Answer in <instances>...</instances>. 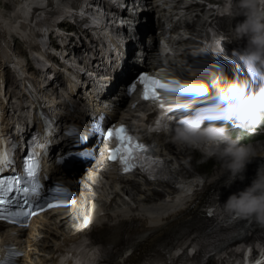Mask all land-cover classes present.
Instances as JSON below:
<instances>
[{
  "label": "clouds",
  "instance_id": "obj_1",
  "mask_svg": "<svg viewBox=\"0 0 264 264\" xmlns=\"http://www.w3.org/2000/svg\"><path fill=\"white\" fill-rule=\"evenodd\" d=\"M236 4L235 15L245 17L234 27L236 39L244 41L238 58L249 79L233 82L230 87L217 86L207 107L183 118L170 130L176 143L218 160L229 185L246 178L256 152L251 144L232 139L223 125L232 123L234 127L248 129L264 124V0H236ZM223 207L240 218L264 225V172L258 170L250 184L232 192Z\"/></svg>",
  "mask_w": 264,
  "mask_h": 264
},
{
  "label": "bare ground",
  "instance_id": "obj_2",
  "mask_svg": "<svg viewBox=\"0 0 264 264\" xmlns=\"http://www.w3.org/2000/svg\"><path fill=\"white\" fill-rule=\"evenodd\" d=\"M16 6H18L17 3L15 4V9L16 8L18 9V7ZM13 17H15L16 20L20 22V18L18 17V13L16 10L13 12V15H12V12L6 15L0 9V38H2V40H0V53H1V56L4 58L11 57L10 60L14 61L15 66H20V64L24 62V59L17 58L14 52L11 53L12 52L10 49V46L12 45L11 34L13 32H18L20 35H23L25 40L28 42V46H30V40H29V36H27L26 33H23L18 30H10V28L13 26L11 22V18ZM149 42L151 43V41ZM140 43L141 45H143V42H140ZM144 55L148 57L147 56L148 54H146L145 51H144ZM144 55L140 56L142 60L146 59ZM145 63H147L146 60H145ZM133 65H135V63H133L131 67ZM205 86L208 89V91L211 92L210 86L209 85H205ZM114 87L116 91H119L120 82L116 81ZM259 127H262V125ZM227 129H230V128H227ZM229 136L232 138V135H229ZM251 145L253 146L255 152L257 153L259 157L258 161H261L264 164V138L256 139L255 141L251 143ZM259 147H262V148L257 150V148ZM181 164L183 165L182 162ZM184 168H186V165H183V169ZM196 168L197 167L195 164V169ZM65 175H66L65 178H67L68 180L72 179L74 175V169H70L69 171L65 173ZM195 175H196V171L188 174V176H195ZM84 181L85 183L88 184L87 180H84ZM156 188L158 189L159 192H162L164 190V188L161 186H157ZM117 190L119 189L116 188L115 186H112V185L109 186L106 184L103 190L99 192V195L105 196L106 198L103 201H98V203L93 202L92 204L93 200H91V203H90L91 195L89 194V192L84 191V194L81 197H76L75 199H73L77 201L74 204H72L70 207L64 208V209H55V210L48 211L44 214H41L35 219L34 226L31 229V231H34L32 233H35L34 235L31 234V238L34 239V244L40 246L46 242L48 243V239L44 240L43 242L40 241L41 238L39 236L42 234L46 235V237L47 236L51 237V240L59 239L61 238L63 234L65 236L67 232L77 230L81 228L82 226H84L85 223L88 222V219H90L93 222L90 224V226H93L94 224H97V223H103L104 220L102 219L104 218L110 219L114 217L115 215L121 213L122 211L145 212L147 211L145 210L147 206L149 204L155 203L156 201V197L152 195H150L149 198L147 197L143 198V195L139 194V192L137 191V186L133 189L135 190L134 192L132 189H130L129 192L128 191L125 192L124 190L122 191L123 193H126L129 196L134 195L133 197H130V198H127L126 196L121 195V194L119 195ZM201 194H203V192H199L196 195L195 199L193 197L191 199L192 201L189 202L188 207H184V208H187L191 210L194 214H196L198 212L199 206L202 204L200 200ZM70 199H67V200H70ZM152 213L154 212L148 211L145 213V215L143 214V217L146 216V218H148L147 216ZM120 216L126 217V216H123L122 214ZM129 218H136V215L135 214L130 215ZM160 218H161V214L159 213L157 216H153L148 219L157 220ZM2 227L4 226L1 223L0 229ZM86 228L87 227H85V229ZM160 236L161 238L165 239L164 234H161ZM42 258L43 257H40V259Z\"/></svg>",
  "mask_w": 264,
  "mask_h": 264
},
{
  "label": "snow or ice",
  "instance_id": "obj_3",
  "mask_svg": "<svg viewBox=\"0 0 264 264\" xmlns=\"http://www.w3.org/2000/svg\"><path fill=\"white\" fill-rule=\"evenodd\" d=\"M220 50V49H217ZM140 82L144 85V91L141 94L142 99L155 101L157 99L158 93L157 89H171L178 92H187V93H204L207 91V88L201 83L194 82H181L179 80H170L163 82L158 78L152 77L148 74H143L139 77ZM230 87V85H229ZM135 89V84L131 85L129 92L131 93ZM161 112L159 117L155 122V127H150L149 131H160L162 129H167L170 125V122L173 121V115H169L174 112L175 109H188L191 108V105L181 104L175 106H165L161 104ZM94 131L100 132L101 129L99 126H94ZM107 135L109 138L115 137L118 140L116 148L111 149L110 159L118 160L121 165L122 172H129L139 166L145 173L152 175L156 168L160 167L164 162L156 158L152 153L153 146H149L140 142L137 137L128 134V131L124 125H121L119 128H111L108 130ZM82 140L83 137L81 136ZM11 158L10 152L4 154L0 152V172L4 170V167L9 164ZM35 175L34 167L30 164L28 167V176L33 177ZM15 181L12 179L4 180L0 179V219L6 218L5 213L8 216L17 218L14 222H19L26 216L35 215L34 211L24 210L25 205L30 204L31 201L29 197H33L36 201L35 207L44 210L45 207L51 208L54 205L45 197L40 195V192L36 185L29 187H15L13 189V184ZM20 193L18 197L9 198L8 194L10 192ZM55 191H61V189H55ZM20 197H23L21 199ZM43 201V203H41ZM7 205L8 208H3L2 206ZM12 205L16 206L15 211H9ZM213 215L212 212L208 213ZM235 217H239L235 215ZM234 217V218H235ZM0 264H9V261H0Z\"/></svg>",
  "mask_w": 264,
  "mask_h": 264
},
{
  "label": "rangeland",
  "instance_id": "obj_4",
  "mask_svg": "<svg viewBox=\"0 0 264 264\" xmlns=\"http://www.w3.org/2000/svg\"><path fill=\"white\" fill-rule=\"evenodd\" d=\"M2 1V2H1ZM13 3H14V0H12ZM0 8L1 9H5L7 10L8 8H6V6H4L3 4V0H0ZM7 15V11H4ZM16 45V47L18 48V50L20 51H23L24 50V47H25V44L24 42L22 41V39H20L19 37L17 36H14V39L13 41ZM264 124H262V127H255V126H252V127H249L248 129H241L239 128V133H237V136L235 137V139H238L239 142H244V141H249V140H253V139H263L264 138V127H263ZM135 190H133L134 192ZM124 196H126L127 198H130V197H133L134 195H128V194H124Z\"/></svg>",
  "mask_w": 264,
  "mask_h": 264
}]
</instances>
